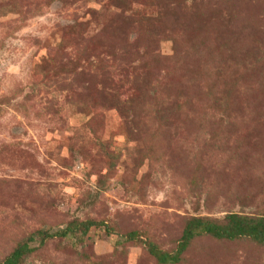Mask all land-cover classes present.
Segmentation results:
<instances>
[{
	"label": "rangeland",
	"instance_id": "rangeland-1",
	"mask_svg": "<svg viewBox=\"0 0 264 264\" xmlns=\"http://www.w3.org/2000/svg\"><path fill=\"white\" fill-rule=\"evenodd\" d=\"M262 210L264 0H0V261L159 264L189 218ZM178 264L264 246L201 235Z\"/></svg>",
	"mask_w": 264,
	"mask_h": 264
},
{
	"label": "trees",
	"instance_id": "trees-1",
	"mask_svg": "<svg viewBox=\"0 0 264 264\" xmlns=\"http://www.w3.org/2000/svg\"><path fill=\"white\" fill-rule=\"evenodd\" d=\"M242 108L240 107L239 110ZM76 222V221H75ZM71 222L65 229H60L52 234H46L42 238L44 243L47 237H67L74 230L79 229L82 236L86 235L93 226H97L95 220L81 221L80 223ZM76 232V231H75ZM76 234V233H75ZM73 235V234H72ZM207 235L220 240H251L264 246V214L247 215L241 213H230L223 221L213 220L207 217H191L187 221L174 253L163 251L155 244H151V252L159 264H178L182 254L193 244L195 238ZM33 237H31L32 240ZM82 238V237H81ZM35 247L30 245V241L19 244L0 264H24L25 259L35 252Z\"/></svg>",
	"mask_w": 264,
	"mask_h": 264
}]
</instances>
